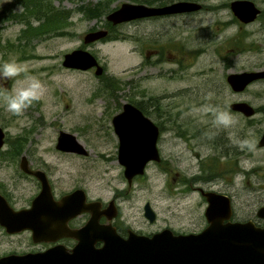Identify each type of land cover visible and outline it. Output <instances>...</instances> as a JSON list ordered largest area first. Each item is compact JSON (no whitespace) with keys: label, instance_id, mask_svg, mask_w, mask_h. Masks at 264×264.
<instances>
[{"label":"rangeland","instance_id":"rangeland-1","mask_svg":"<svg viewBox=\"0 0 264 264\" xmlns=\"http://www.w3.org/2000/svg\"><path fill=\"white\" fill-rule=\"evenodd\" d=\"M98 1L42 0L45 10H63L65 15L59 23L48 24L44 33L35 34L30 27L41 22L37 18L41 7L38 12L31 11L32 6L27 10L23 0H0V64L15 57L26 65L29 75L45 86L42 99L21 116L7 112L0 101V126L5 131V143L0 149V189L13 195L17 205L28 202L38 190L36 180L20 170L19 158L25 153L35 167L49 171L57 195L77 184L84 186L91 197L105 202L115 193L123 194L122 218L134 228L155 230L167 220L184 222L188 212L193 213L196 195L177 196L178 199L167 196L164 183L170 174L164 173L158 164L146 167L128 187L123 168L114 156L115 135L108 129L109 113L117 106L111 96L97 93L111 77L120 89L119 101L136 97L150 104H161L162 108L170 109L171 121L179 124L185 136L198 132L197 139L170 138L161 143L162 156L169 159L171 170L189 172L184 167L193 166L191 170H195L196 161L207 164V157L213 155L219 186L229 179L235 214L256 216L257 207L264 203V147L257 144L264 129V79L253 81L237 92L228 85L226 75L264 67V0H254L262 12L247 24L234 20L228 10L230 0H198L204 6L201 10L138 24L122 22L113 27L115 39L84 43L87 31L106 27L105 15L112 8L123 1L142 2L107 0L105 13L88 16L82 8ZM170 1L173 0L150 3ZM20 4L22 11L17 10ZM147 31L150 43L142 35H147ZM136 32L140 33L138 42L133 36ZM78 46L95 54L104 67L101 74H95L94 67L76 70L62 64L63 54ZM147 50L151 51L149 65L133 75V66L143 61ZM132 77L137 78L134 87ZM12 83L0 79V88L10 89ZM235 100H245L258 110L253 116H245L228 107ZM205 105L230 111L238 123L232 129H216L213 116L204 110ZM61 129L74 132L91 147L90 153L80 156L59 152L55 143ZM228 138L229 175L224 171L226 156L222 155ZM239 140L249 141L250 147H246L244 156L235 164L231 152ZM243 169L247 171L244 173ZM146 201L157 214L154 223L143 215ZM36 245L30 232L7 234L0 225V255L24 252Z\"/></svg>","mask_w":264,"mask_h":264},{"label":"water","instance_id":"water-1","mask_svg":"<svg viewBox=\"0 0 264 264\" xmlns=\"http://www.w3.org/2000/svg\"><path fill=\"white\" fill-rule=\"evenodd\" d=\"M201 7L202 3L197 0H173L160 5L123 1L105 18L116 24L138 17L187 12ZM229 8L244 23L254 21L261 12L254 0H230ZM106 35V28L90 30L84 34L83 42H93ZM62 64L82 70L94 67L95 74L103 72L95 54L83 47L65 52ZM261 78H264V67L232 71L226 75L229 86L237 92ZM229 108L248 117L255 114V107L245 100L232 101ZM136 120L144 122V130L151 128L152 136L147 142L138 137L141 132L131 131L132 128L137 130ZM112 122L120 136L119 161L124 167V176L130 182L134 175L145 171L149 160L160 159L156 145L158 130L130 102L124 104L123 111L116 114ZM4 140L5 131L0 126V148ZM258 144L264 146V131ZM55 146L81 154L88 152L75 133L66 130L59 131ZM19 165L23 171L38 177L41 188L29 207L18 209L0 193V225L8 233L29 229L34 242L52 241L61 235L72 236L77 241L71 249L58 244L39 251L3 254L0 255V264H264V223L257 226L252 220L223 222L231 214V204L225 194L207 193L205 215L208 224L200 232L175 234L163 228L151 235L129 231L127 236H122L110 222H99V202H86L83 189L77 188L56 200L43 170L31 168L24 154ZM86 210L91 212V216L84 225L79 228L67 226L66 220ZM144 214L151 221L155 217L148 202L145 203ZM256 214L264 219V205L257 208ZM97 241L101 243L96 245Z\"/></svg>","mask_w":264,"mask_h":264},{"label":"flooded vegetation","instance_id":"flooded-vegetation-1","mask_svg":"<svg viewBox=\"0 0 264 264\" xmlns=\"http://www.w3.org/2000/svg\"><path fill=\"white\" fill-rule=\"evenodd\" d=\"M22 3L25 6L26 1L23 0ZM150 4H152V3H150ZM160 4L161 3L152 4V5H160ZM162 4H164V3H162ZM202 8H204L203 4H202L201 8L196 9V10H192V11L201 10ZM228 10H229V2H228ZM192 11H187V12H192ZM261 12H262V9H261ZM261 12H260V14H261ZM183 13H186V12H177V13H171V14L149 15V16H143V17L134 18V19H131L129 21H132V22L136 21V24H138L137 22H139V21H145V20H150V19H158V18H166V17L171 16V15H179V14H183ZM231 13H232V11H231ZM234 17H235L234 20L236 22H240V23L242 22L236 16H234ZM228 20H229V18H228ZM121 23L122 22L116 23V24H113L111 22H110V24L107 23L106 27H103V28L107 29V35H106V37H104L102 39H109V38L112 39L113 38V34H112L113 27L117 26L118 24H121ZM242 23L243 24H247V23H244V22H242ZM136 26H138V25H136ZM148 33H149V31H147V35L146 34H142V35H144L146 37L147 40H145V41L150 43V41L152 39L149 38L150 36H148ZM139 35H140V33H138V32H136L133 35L135 40H137V42H138V40L140 41ZM113 39H115V38H113ZM163 41L167 42L164 39H163ZM165 45L167 47H169L168 43H166ZM78 47H82V46H78ZM150 52H151L150 50H147L146 57L143 59V61L137 62L133 66L134 67L133 75H137L138 72L143 71L145 69V67L149 65ZM166 52H169V48H168V50H166ZM68 68H71V67H68ZM71 69L82 70V69H78V68H71ZM88 69H90V68H88ZM85 70H87V69H85ZM103 71H104V67H103ZM261 79H264V78H261ZM109 80L113 81V79L111 77H109L107 81H109ZM136 80H137V78L131 79L132 87L137 85ZM104 83L98 89L97 93L100 94L101 96H103V94H106L105 97H107V96L110 97L111 96L113 98V100L115 101V105L117 106V108L115 110H112L109 113V115H110V123H108V129L111 128L113 133H114V135H115V138H114L115 139L114 156H115L117 162L123 168V175H124V167L119 161V151H120V148H121L120 136L115 132L112 121H113V117L116 114H118L121 111H123L124 104L126 102H130L136 108H138L141 111L143 116H145L149 120H151L152 123L157 127V130H158V135H157V138H156V145H157V148H158L160 159L159 160H155V159L149 160L146 163V165H145V169H146V167H148L151 164L160 165V167H161V169H163L164 173H169L170 174V176L166 177L165 183H164L165 187H166V191L165 192H166L167 196H169L171 198L174 197L176 199L177 196L179 198V197H183V196L186 197L188 195L191 196L192 194H195L196 197H197V203H196L195 208H198V209L193 208L192 209L193 210L192 214H191V211L188 212L189 214L186 215V218H185L184 222H181V219H173V221L177 220L179 222V223L176 222L177 223L176 224V223H174V222H172L170 220H167L162 227H160L158 229H155V230H145L141 226H139L137 228H134L133 226H131L128 223L125 224L124 221H123V218H122V208H121V205H120V198L123 197V194L121 195L120 193H115L110 199L107 200V202H105L101 198H97V197L93 198V197H91L88 194V192H87V190L85 189L84 186H82L80 184H77V185L73 186L71 189L66 190V191L62 192L61 194L57 195L55 193V191H54L53 181L49 177V174H48L49 171L47 169H43L41 167H35L31 163V161L29 160L27 155L25 153H22L21 155L24 154L26 156V158L28 160V164H29V166L31 168H33V169L38 168V169H41V170L44 171V173H45V175L47 177L48 183L50 184L53 196H54V198L56 200H59L63 195H65V194H67V193H69V192H71V191H73V190H75L77 188L83 189V191L85 193L86 202H89V201H98L99 202V206H98V210L100 211L99 219H98L99 222H101V223L110 222L114 226L115 230L122 236H127L129 231H133V232H136L138 234L151 235L154 232L162 230L163 228H168L175 234H178V233L187 234V233L200 232L202 229H204L207 226L208 221H207V217L205 215V210H206V207L208 205L207 193L214 191V192H217V193L225 194L227 196L228 200L230 201V204H231V214H230V216L228 218H224L223 222H226V221H230V222L241 221V222H243V221H246V220H252L254 222V224L257 225V226H262L263 225L264 219L262 217L258 216L256 214V211H255L256 216L253 215V216H246L245 217V216H238V215L235 214L234 205H233V193L229 191V179H228V181L224 182V184L222 186H219L218 180H217L218 172L216 170L218 168L215 165L216 161L214 160V156L213 155L207 157V159H208V163L207 164H204L202 162L200 163V161H196L197 164L195 165V170H191V169H193L194 166L191 167V168L190 167H184L185 169H188L189 172H183V171L180 172L178 170H175V171L171 170L169 159L162 156L161 143H164V142L168 141L170 138L173 139V140H175L174 138H179L181 141H187V139H191V140L197 139L196 138L198 136V132L197 131L194 132V134L189 133L188 136H185V131L179 126V124L174 123V122L171 121V114H170V109L169 108L165 109V108H162L161 104L160 105H158V104H150V103L146 102L144 99H137L136 97H132L129 100H126L125 102H121V101L118 100L120 98V95L118 94L119 92H117L120 89H117V88H115V89L106 88L104 86ZM228 85H229V83H228ZM257 110H258V108L255 107V113L257 112ZM174 116H178V114H175ZM143 123L144 122L142 120H136L134 122V125H137V130L132 128L131 131L141 132L138 137L140 138V136H141L142 138L146 139V142H147L148 139L152 136V135H150V133H151L150 129L151 128L149 129V128L146 127V129L144 130L143 127L145 125ZM140 127H142V128H140ZM59 131H58V134H59ZM263 131H264V129L262 130V132ZM169 132L172 133V134H169ZM262 132L260 133V136H261ZM260 136H259V138H260ZM259 138H258V140H259ZM56 140H57V138H56ZM141 140H143V139H141ZM4 143H5V140H4ZM82 143L84 144V146L88 150L87 154H81V153H76V152H72V151H65V150L57 149L56 146H55V148L59 152L65 153V154H71V155L76 154V155H80V156H87L90 153L91 147L89 145H87V143H85V142H82ZM257 144H258V141H257ZM138 146H139V144H138ZM138 146H136V147H138ZM258 146H259V144H258ZM259 147H264V146H259ZM246 149L247 148L245 147L243 150H241L239 147L236 146L232 150L231 155L234 158L235 164H237L240 161V157L241 156H244ZM21 155H20V158H21ZM222 155L226 156V162H225L224 171L227 172L228 175H229V138H228L226 150H224V153ZM20 158H19V164H20ZM38 163L42 164L41 161H39ZM19 167H20V165H19ZM20 170L22 171V173L25 176H30L31 178H34L36 180L37 186H38L37 187L38 190L34 193V195H32L29 198L28 202L21 203V204L17 205L16 204L17 199L14 198L13 195H11L10 193L6 192L3 189H0V193L6 198V200L9 202V204L12 207L16 208V209L23 208V207L24 208L25 207H29L33 197L39 192V190L41 188V182L38 179V177H36L35 175H33L31 173L23 171L21 168H20ZM220 170H221V173H222V171H223L222 168H220ZM263 170H264V167H263ZM246 171L247 170L243 169L244 173ZM173 172H175V173L173 174ZM142 174L134 175L130 182L124 176L126 181H127L128 187H130L132 185V182L134 180L138 179L139 176H141ZM147 202L150 204L149 201H146L145 203H147ZM145 203L143 205V215L150 223H154L156 221L157 214H156L155 210L153 209V207L151 206L153 211L155 212V217H154V219L152 221L149 220L144 214ZM261 205H264V203L260 204L259 206H261ZM192 215H194V217L190 218ZM90 216H91V212L90 211H88V210L81 211V212L77 213L76 215L70 217L68 220H66V224H67V226L72 227V228H79V227H81L82 225L85 224V222L89 219ZM2 229L5 231V233L12 234V233L6 232L4 227H2ZM23 231H28V232H30V235H31V231L29 229L22 230V232ZM19 232H21V231H19ZM15 233H18V232H15ZM76 241L77 240L74 237H72V236L61 235V236L57 237L56 239H54L52 241L34 242V243H37L36 247L27 249L24 252L39 251V250L46 249L49 246L58 245V244L59 245H63L67 249H71L73 247V245L76 243ZM100 243L101 242L97 241L95 244L99 245ZM8 253H10V252H8ZM16 253H23V251L16 252ZM5 254H7V253H5Z\"/></svg>","mask_w":264,"mask_h":264},{"label":"clouds","instance_id":"clouds-1","mask_svg":"<svg viewBox=\"0 0 264 264\" xmlns=\"http://www.w3.org/2000/svg\"><path fill=\"white\" fill-rule=\"evenodd\" d=\"M17 10L22 11V5H17ZM23 77L22 79H19ZM0 79L13 81L10 89L0 88V101L5 110L14 116H21L34 102L42 99L45 86L35 76L29 75L26 65L15 57H10L0 64ZM204 110L213 116V123L218 130L232 129L237 123L233 114L223 108L205 105ZM236 146L243 150L250 147L247 140H239Z\"/></svg>","mask_w":264,"mask_h":264},{"label":"trees","instance_id":"trees-1","mask_svg":"<svg viewBox=\"0 0 264 264\" xmlns=\"http://www.w3.org/2000/svg\"><path fill=\"white\" fill-rule=\"evenodd\" d=\"M41 1L42 0H28L25 3V6L27 7V10H28L29 7L31 8V6H32V10L31 11L36 10L38 12V10L41 7V9L39 10V12L37 14V18H39L40 20L42 19L41 22L39 24H37V25H32L30 27L34 31L33 33H35V34L44 33L45 31L48 30V24H50L51 22H58L59 23L60 22V17L65 15L63 10H56V11L45 10L43 8V3L44 2H41ZM141 1L150 4L151 0L150 1L149 0H141ZM107 8H108L107 0H99L98 2L94 3L93 5L84 7L82 9L85 10L88 13V16L91 17V16H98L99 14L105 13ZM66 15H67V11H66ZM107 23L110 24V21L107 20ZM28 24H29V22H28ZM104 86L106 88H109V89L117 88V85H115V83H114V79H113V81L112 80L105 81Z\"/></svg>","mask_w":264,"mask_h":264}]
</instances>
